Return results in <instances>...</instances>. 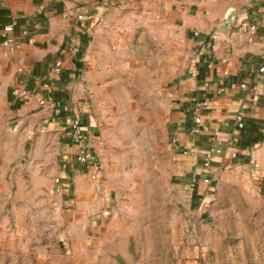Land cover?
Segmentation results:
<instances>
[{
    "label": "rangeland",
    "instance_id": "obj_1",
    "mask_svg": "<svg viewBox=\"0 0 264 264\" xmlns=\"http://www.w3.org/2000/svg\"><path fill=\"white\" fill-rule=\"evenodd\" d=\"M162 9L148 0L122 20L84 91L99 143L91 171L69 165L43 119L7 123L22 148L0 192V264H264V201L198 174L174 146L173 93L192 56ZM31 179L44 192H14ZM195 191L210 195L193 209Z\"/></svg>",
    "mask_w": 264,
    "mask_h": 264
},
{
    "label": "crops",
    "instance_id": "obj_2",
    "mask_svg": "<svg viewBox=\"0 0 264 264\" xmlns=\"http://www.w3.org/2000/svg\"><path fill=\"white\" fill-rule=\"evenodd\" d=\"M149 1L153 8L163 7V17L179 25L192 56L173 93L174 146L190 151L198 174L226 175L237 180L230 183H239L248 201L263 202L264 0ZM147 2L0 0V192H9V166L21 153L19 131L7 127L16 116L43 119L61 136L74 170L91 171L96 166V157V163L76 161L78 146L68 122L74 116L80 119L88 146L98 153L96 123L84 91L94 89L101 54L114 42L122 20L136 16L135 8ZM9 23V35L18 48L5 41L3 28ZM56 61L61 62L59 72L53 69ZM13 88H24L29 96H16ZM42 98L52 107L41 104ZM236 114L243 117L241 129L236 127ZM196 117L200 122L191 131ZM206 160L208 167L203 166ZM37 183L31 179L14 192H44ZM208 194L192 192V208Z\"/></svg>",
    "mask_w": 264,
    "mask_h": 264
},
{
    "label": "built area",
    "instance_id": "obj_3",
    "mask_svg": "<svg viewBox=\"0 0 264 264\" xmlns=\"http://www.w3.org/2000/svg\"><path fill=\"white\" fill-rule=\"evenodd\" d=\"M253 28V27H251ZM12 31V23L6 24L3 28V33L5 35V41L7 42V44L18 48L19 45L15 43L14 39L9 35V33ZM54 71L59 72L61 69V62L60 61H56L54 63V67H53ZM245 84H240V87H244ZM231 88H235L236 84L232 83L230 85ZM43 88L45 90H49V84L48 83H44L43 84ZM12 93L16 96H21V97H27L29 96V92L24 89V88H13ZM41 104H45V98H42L40 100ZM235 121H236V127L238 129H241L243 127V117L241 114H236L235 116ZM200 122V118L196 117L194 119V124L190 130L191 131H195L196 130V124H198ZM71 131H72V135H73V139L74 142L77 144L78 146V152L76 155V160L79 163H84V164H88L90 162L96 163L95 161V157H96V153H94L91 148L88 146V143H86V136L84 133V128L83 126L79 123L78 120H73L71 125H70ZM173 142L176 141V138L172 139ZM235 156V153H232V157ZM97 158V157H96ZM204 167H208L209 166V162L206 160L203 163ZM193 181H196V177L193 178ZM204 182H208V178L204 177L203 178Z\"/></svg>",
    "mask_w": 264,
    "mask_h": 264
}]
</instances>
